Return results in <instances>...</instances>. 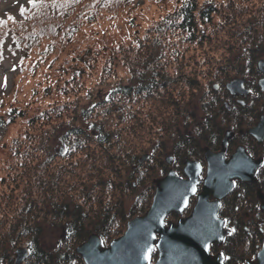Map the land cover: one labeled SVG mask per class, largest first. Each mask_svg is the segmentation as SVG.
<instances>
[{"label":"trees","instance_id":"16d2710c","mask_svg":"<svg viewBox=\"0 0 264 264\" xmlns=\"http://www.w3.org/2000/svg\"><path fill=\"white\" fill-rule=\"evenodd\" d=\"M135 2L136 0H39L34 5L23 6L20 8L19 17L12 13L6 18L0 17L2 21L0 64L8 47L11 51L18 49L23 51L33 47L40 51L44 40L47 42L46 51L44 55L40 52L41 56H47L51 52L57 55L56 50L65 46L71 51L70 46L73 45L72 42L81 28L82 20L85 18L95 20L104 12L114 17V14L121 12L123 8L135 6ZM247 4L249 8L243 9L239 7V2L236 3L234 0H183L166 17L159 20L157 27L160 34L156 38L145 36L144 41L138 43L137 48L139 52L141 51L137 57L135 55L138 65L133 66V63H130L131 66L126 68L131 73L136 72L132 75L133 79H136L135 84L131 81L113 83L105 80L104 85L110 87L105 97H97L98 93L91 91L88 96L90 102L86 105L73 100L71 107L69 105L62 107L66 109L65 112L58 111L56 114L54 112L57 109L53 108V115L57 118L66 115L72 122V127L66 130L61 141L62 145L67 147V153L59 157L58 154L51 153L53 133L42 138L41 145L45 150L43 153L45 152V156L48 154V164L43 163L40 168L45 178L35 180L38 173L35 170L36 165L35 163L28 165V171H24L21 177V185L16 188L18 192H12L5 201L8 205L2 207L1 264H10L8 263L10 252L22 243L27 244L30 249L28 264H78L79 260L80 264H84L76 249L91 233L100 238L103 247H107L113 240L121 237L130 220L145 214L151 207L154 196V192H150L147 187L144 190L145 195L136 196L131 209L126 210L123 206L126 194L144 187L142 177L144 174L139 175L137 185L130 179L122 177L129 165H137L135 166L137 169L144 167L145 173H150L152 167L147 163L157 159L156 153L151 156L150 161L142 163L144 165L141 166L137 144L123 137L125 134L131 135L132 132L116 130V127L120 126L144 125L142 112L131 113L139 105L144 103L153 107V115L148 124L157 125L164 133L161 136L163 139L165 135L175 132L181 113L186 121L190 122H186L187 127L192 126L191 129L188 128L187 134L180 132L181 130L175 132L178 134V141L173 148L181 165L185 163L186 157L199 159L203 155L204 146L212 149L209 133L197 128L199 125L197 119L192 118L193 121H189L186 112L180 111L182 95L188 92L193 94L196 90L201 92L204 88L203 83H199L185 72L192 69L188 67L189 63L218 64L214 67L195 66L199 68L197 74L203 72L204 68L207 70L216 68L214 73L216 81H227L235 77H226L227 72H239L236 63L244 61V57L250 58L251 70H257L256 64L258 65V61L264 55V0L261 5L254 8H250L249 0ZM245 10L247 11L244 12ZM215 17L218 18L216 22ZM208 26L215 32L206 31ZM162 27L173 30L168 39L165 35L167 29L162 32ZM10 35L14 41L6 43V36ZM173 38H178L179 43L173 44ZM26 42L31 44L27 46ZM169 42L177 48L173 60L187 64L184 69L166 71L163 57L167 54L166 46L169 47ZM159 46H163V49H159ZM127 50L125 49V52ZM125 52L122 53L124 56ZM94 60L95 58L88 54L85 61L87 63ZM166 60L172 59L166 56ZM62 63L69 66L73 79L78 72L81 74L79 69L82 67L69 65L67 57ZM116 65L115 59L107 68ZM92 70L94 68L91 67L85 74ZM59 71L64 73L60 80L66 79L65 75L70 74L68 70H63L62 64ZM191 72L193 74V70ZM99 84L100 81L97 85ZM61 86L60 92L67 95L68 84ZM158 102L160 105H156ZM210 105L205 108L208 117L205 127L216 122L213 116L215 109ZM182 108L185 109L186 106ZM47 115L48 118L52 117L50 113ZM15 116L7 119L0 115V122H3L0 123V139L1 131L15 121ZM212 131L219 140L222 128L213 126ZM133 135L132 133L131 137ZM125 139L127 142L122 145L121 142ZM163 139L158 141L155 152L165 149L161 142ZM179 141L184 146L182 150L177 145ZM162 168L167 170L164 164ZM104 178H107V181ZM131 178L134 179V172ZM238 200L239 198L233 203L229 201L226 208L223 207L220 212V215L227 219L228 227L236 229L235 233L232 235L227 233L222 244L215 243L211 248L213 254L224 253L230 257L231 264H246L247 260L256 257L262 247L264 223L259 226L253 220H247L242 208L235 209L234 203L238 205ZM191 208L185 214H188ZM171 216L179 217L178 214ZM259 216L264 219L263 214ZM44 222L66 224V236L70 241L61 242V248L56 254L46 251L42 246ZM157 257L158 253L155 250L153 261ZM224 262L229 264L228 261Z\"/></svg>","mask_w":264,"mask_h":264},{"label":"rangeland","instance_id":"374dc122","mask_svg":"<svg viewBox=\"0 0 264 264\" xmlns=\"http://www.w3.org/2000/svg\"><path fill=\"white\" fill-rule=\"evenodd\" d=\"M182 1L183 0H136L134 3L135 6L127 9L123 8L121 12L115 13L114 17L104 12L92 21L91 18H85L81 21L82 25L79 32L76 34V38L72 42L73 45L70 46L72 50L70 51L68 46L61 47V49L56 50L57 55L51 52L47 56H41V53L44 55V51H46V40L42 43L43 47L40 51L35 47L24 49L23 51L20 49L11 51L9 47L6 49L5 56L0 64V115L7 119L12 115L16 116L15 121L1 131L0 220L3 218L2 207L8 205L5 201L8 200L10 194L12 192L15 193V191H17L16 188L21 185V177L24 171H28V165L31 163H35L36 165L35 170L36 173H38L35 180L45 178V174L40 168L43 163H45V165L48 164V154L45 156V152L43 153L45 150L42 148L43 145H41L42 138L45 135L48 136L53 133V142L51 140L52 145L50 147L51 153L58 154V157L65 156L67 153V147H64L61 141L66 130L72 127V122L66 115L57 118L53 115V110L55 108L57 109L54 112L55 114L58 111L65 112L66 109H62V107L64 105H69L71 107V101L73 100H77L80 104L86 105L90 102L88 96L91 91H96L98 93L97 97H105L110 91V87L104 85L105 80L113 83L131 81L132 84H135L136 79H133L132 75L136 72L132 71L131 73L127 71L126 68L131 66L130 63H133V66L137 64L135 55L137 57L138 53H141V51L139 52V48H137L138 43L144 41L145 36L151 37V39L156 38L157 35L160 34V29L157 27L159 20L166 17L175 7L182 3ZM247 1L248 0H234L236 3L239 2V7L243 9L246 7L249 8ZM249 3L250 8H254L261 5L262 0H249ZM29 5L28 0H0V17L6 18L9 13L19 17L21 16L20 8ZM239 11L242 12L241 9H239ZM216 21H218L217 17L214 19V22ZM165 29L167 28L162 27L161 31L163 32ZM206 31H209V33L215 32V30L209 26L206 28ZM172 32L173 30L167 29L165 33L167 39L168 36L172 35ZM11 37L13 38L12 35L6 36V43L14 41ZM173 41V44L175 42L179 43L178 38H173ZM166 43L165 41V44ZM26 44L28 46L31 42H26ZM173 44L169 42V47L166 46L168 48L167 54L163 57L167 72L184 69L187 65L173 60L174 52L177 51L176 46ZM125 49H128L127 52H125ZM159 49H163V46H159ZM123 52H125V56L122 54ZM88 54L94 57L95 60L86 63L85 60ZM166 56H169L172 60L167 61ZM43 57H45V59ZM66 57L69 60V65L82 67L79 69L81 74L78 72L75 79L71 77L72 71L69 66L62 63ZM262 57H264V55ZM115 59L117 65L107 68V65H112ZM249 59L250 58L247 59L244 57V61L236 63L240 71H229L226 77L242 76L244 73L252 72ZM61 64L63 70H68L67 72L70 74L65 75L66 79L60 80L61 76L64 74L59 71ZM188 65V67H192V69L187 70L185 73L191 78L197 79L199 83H203L204 88L201 92L196 90L193 94L188 92L186 95L184 94L185 96L182 95L180 111L186 112L185 114L189 117V121H193L192 118H194L197 119L196 121L200 122V120L206 116L205 108L212 104V98L216 96V94L210 92L213 83L217 82L216 76L214 75V73H216V68L207 70L203 67L204 70H202V74H197L199 68L195 66L214 67V65L218 64L189 63ZM91 67L94 68V70L85 74ZM109 69L112 70L109 71ZM191 70H193V74ZM125 75H129L127 76L129 79L126 78ZM81 80H83L82 83ZM98 81H100L99 85H97ZM63 84H68L66 88L68 90L67 95L60 92L61 85ZM213 104H215V101ZM156 105H160V103L158 102ZM183 106H186V108L183 109ZM210 107H213V105H210ZM137 111L142 112L141 116L143 117L144 125L120 126L116 127V130L131 131L134 134L132 137V133L131 135L125 134L123 137L129 138L128 140H133V142L137 144L136 146L139 148L137 154H139L141 160L146 157V155L153 156L155 153L157 159H154L153 162H148L150 160L146 161L145 159L140 163L148 162L147 164L152 167L150 173H145L144 167L135 168L137 165H129V167L127 166L125 169L124 177H122L123 179H130L132 183L137 185L139 182V175L144 174V176H141L144 177L145 183L144 187L136 189L134 193L126 194L123 201V206L126 210L133 207L135 198L138 194L145 195V188L151 185L155 179L162 177L161 163H165L166 158L171 156V153H174L173 147L178 141V134L175 132L181 130L180 132L187 134L189 131L188 128H192V126H186L187 123L190 122L186 121L185 116L181 113L175 132L165 135L163 139L161 136L164 133L161 129L157 125L148 124V120L151 115H153V107L143 103L139 105L138 108H134L131 113L133 114ZM49 113L52 115L51 118H48L47 114ZM161 139H163L161 142L165 145V149L155 152L156 145H158V141ZM126 140L127 139L121 142V144H125L127 142ZM145 149L147 151L143 152ZM37 163L39 166H37ZM143 165L144 164L141 166ZM132 172H134V179L131 178ZM135 172L137 173L136 175ZM104 180L107 181V178H104ZM149 209L145 214L137 217L145 216ZM191 212L192 208L188 214L184 212L182 215H179V217L171 216L169 222L176 224L179 218L185 219L191 215ZM124 231H126V229ZM66 235V224L58 223L55 225L44 222L41 237L43 248L46 249V251H52V254H56V251L61 248V242L70 241V238L67 239ZM92 235L96 234L91 233L89 238ZM89 238L84 241V243H86ZM109 246L110 244L107 247ZM19 249L27 250V256L21 264H28L27 260L30 249L25 243L20 244V246H17L10 252V260L8 263L15 264L17 251ZM77 255H79L83 261V257L78 253ZM155 261L152 260V263ZM78 264H80V260Z\"/></svg>","mask_w":264,"mask_h":264},{"label":"water","instance_id":"95a60500","mask_svg":"<svg viewBox=\"0 0 264 264\" xmlns=\"http://www.w3.org/2000/svg\"><path fill=\"white\" fill-rule=\"evenodd\" d=\"M259 66L263 68L264 60L260 61ZM243 83V79H235L227 84V88L232 93L241 92ZM260 85L264 90V80L260 82ZM263 127L262 122L253 132L258 135V131H262ZM205 155L208 161V173L204 190L198 195L197 203L190 216L180 219L176 224L167 225L166 223L170 213L182 214L190 198L196 194V191L193 192L190 189L193 186L196 188L199 183L201 166L187 160L185 173L188 177L182 179L175 171L170 170L164 179L158 180L156 194L147 214L130 220L125 233L113 240L109 247L103 248L100 238L92 235L86 243L77 248L76 251L83 257L85 264H151L155 250L158 257L153 264H222L212 252L211 254L205 252L203 245L205 239L210 241L211 246L224 241L218 238L220 235L227 234V229L221 223L225 220L219 216L220 200L230 192L233 186L231 178L236 177L233 174H227L228 170H235L241 162L225 164L222 154H214L209 149H206ZM145 159L147 156L141 161ZM211 196H214L216 200L209 201ZM262 209L264 210V204ZM212 212L218 219L212 220L211 223H215L219 231L216 235L209 236L207 229L200 228L199 231L197 229L202 222H209V214ZM152 235L156 238L152 239ZM145 241L153 246L150 259L147 260L143 258L139 247ZM90 249L93 250L91 253ZM26 256L27 250L19 249L15 264H21ZM256 257V260H249L247 264H264V243Z\"/></svg>","mask_w":264,"mask_h":264},{"label":"flooded vegetation","instance_id":"af4514ba","mask_svg":"<svg viewBox=\"0 0 264 264\" xmlns=\"http://www.w3.org/2000/svg\"><path fill=\"white\" fill-rule=\"evenodd\" d=\"M262 60H264V57L258 61L257 70H251L252 72L244 73L242 76H236L227 81H217L213 83L210 92L216 94V96H214L215 98H212L211 104L213 105L212 109H215L213 116L216 122L214 121L213 125L211 123L210 126L205 127L208 117L204 116V118L198 122L199 125L197 127L199 130L202 128V131L209 133L208 138L211 140L212 149L208 146H204L203 155L199 157V159L193 160L186 157L183 165H181L179 157L175 153H171V156L166 158L165 163H162L161 168L163 167V164L167 168V170L162 168V177L155 179L151 185L147 186L150 192H154V196L156 194V182L164 179L170 170L175 171L178 177L186 179L188 177L185 173L187 160L196 162L201 166L199 183L196 185V194L190 198L189 204L183 213L191 207L193 211L198 200V195L204 190V183L208 173V161L205 155L206 149L211 150L214 154H222L225 164L229 162H241L242 158L247 156L254 161V167L252 169H244L236 166L235 170H228L227 174H233L236 177L231 178L233 186L230 192L220 200L221 205L219 216L224 219L225 222H228L226 218L220 215V212L223 207L226 208L229 201L233 203L239 198L237 202L238 205L234 203L235 209L238 210L239 207L242 208L246 213L247 220H253L259 224V226L264 223V219H262L263 217L259 216V214L264 215V210L262 209V204H264V127L262 131H258V135L253 132L260 123H264V90L260 85V82L264 80V66L262 69L259 66V63ZM235 79L244 80V87L241 92L232 93L227 88V84ZM249 89L252 91L250 92ZM214 101L215 104H213ZM213 126L220 129L222 128V136L219 140L214 136L212 131ZM177 145H179L180 150L184 147L181 145L180 141ZM146 156L147 161L151 159L152 155ZM170 159L171 164H169ZM257 161L259 162L258 166H256L255 163ZM139 162L141 163L143 161L140 159ZM242 172L247 175L241 174ZM233 181L235 183H233ZM249 198H253V200ZM215 200L216 198L214 196L209 198V201ZM173 214L177 213H170L167 219ZM180 219L183 218H179V220ZM171 223L172 222L168 221L167 225ZM217 254L219 253H214L213 255L217 256ZM249 260L254 261L256 259ZM249 260L246 261V264ZM223 264H225L224 261Z\"/></svg>","mask_w":264,"mask_h":264},{"label":"snow or ice","instance_id":"6c2138e0","mask_svg":"<svg viewBox=\"0 0 264 264\" xmlns=\"http://www.w3.org/2000/svg\"><path fill=\"white\" fill-rule=\"evenodd\" d=\"M37 2H39V0H28V3L29 4H33V5L36 4ZM0 23H2V21H0ZM13 70H15V69H13ZM5 86H6V79H5ZM249 91L251 92L252 90L249 89ZM0 123H3V122H0ZM9 123H10V121H9ZM255 163H256V166L259 165L258 161L255 162ZM238 167H242L244 169H252L254 167V161H253V159H249L247 156H245V157L242 158V161L238 165ZM229 175H231V174H229ZM233 183H235V182L233 181ZM190 190L195 192L196 191L195 186H193ZM186 202H187V200H186V197H185V203ZM208 219H209V222L208 223H203L202 222L197 230L199 231L200 228L207 229L208 235L209 236H214L219 231V228H218V226L215 223H211V221L214 220V219H218V217H216L215 213L212 212V213L209 214V218ZM221 223H222V226L225 229H227L228 235H232V234L235 233L236 229L235 228H229L227 222H221ZM149 235H151V234H149ZM151 238L155 239L156 237L154 235H152ZM218 238L223 240V239H225V236L224 235H220ZM139 247H140V251H141V253L143 255V258L146 259V260L150 259V254L153 251V246L148 244L147 241H145ZM203 247H204L205 252L211 254L212 248H211V243H210V241L208 239H205V243H204ZM89 251L91 253V251H93V250L90 249ZM217 257H218V259L221 260L222 264H223V261H228L229 264H231L230 257H228L226 254L219 253V254H217ZM253 259H257V257H253Z\"/></svg>","mask_w":264,"mask_h":264}]
</instances>
